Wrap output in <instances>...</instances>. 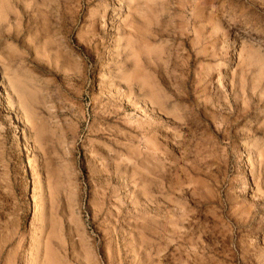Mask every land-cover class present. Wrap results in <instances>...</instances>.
Returning <instances> with one entry per match:
<instances>
[{
  "label": "rangeland",
  "instance_id": "374dc122",
  "mask_svg": "<svg viewBox=\"0 0 264 264\" xmlns=\"http://www.w3.org/2000/svg\"><path fill=\"white\" fill-rule=\"evenodd\" d=\"M0 264H264V0H0Z\"/></svg>",
  "mask_w": 264,
  "mask_h": 264
},
{
  "label": "bare ground",
  "instance_id": "6f19581e",
  "mask_svg": "<svg viewBox=\"0 0 264 264\" xmlns=\"http://www.w3.org/2000/svg\"><path fill=\"white\" fill-rule=\"evenodd\" d=\"M237 153V152H236ZM35 202V201H34ZM35 204V203H34Z\"/></svg>",
  "mask_w": 264,
  "mask_h": 264
}]
</instances>
